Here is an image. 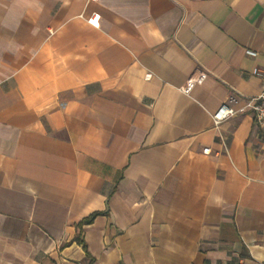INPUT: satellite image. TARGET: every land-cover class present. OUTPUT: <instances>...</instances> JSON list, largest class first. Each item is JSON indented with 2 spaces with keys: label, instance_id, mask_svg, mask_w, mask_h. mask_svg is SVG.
<instances>
[{
  "label": "crops",
  "instance_id": "0c3cea01",
  "mask_svg": "<svg viewBox=\"0 0 264 264\" xmlns=\"http://www.w3.org/2000/svg\"><path fill=\"white\" fill-rule=\"evenodd\" d=\"M262 67L264 0H0V264H264V133L213 122Z\"/></svg>",
  "mask_w": 264,
  "mask_h": 264
},
{
  "label": "built area",
  "instance_id": "2783aa9c",
  "mask_svg": "<svg viewBox=\"0 0 264 264\" xmlns=\"http://www.w3.org/2000/svg\"><path fill=\"white\" fill-rule=\"evenodd\" d=\"M88 23L95 28H99L103 21V17H99L92 14L90 18L87 19ZM51 33V32H50ZM245 55L253 59H256L257 53L251 49L245 51ZM253 72L256 76L264 78V67L254 68ZM207 77V72L196 67L187 78L185 83L181 86L180 90L183 94L189 95L194 86H198L204 83ZM251 113L254 117V122L256 127L264 133V92L257 97L249 98L244 106L238 108L230 107L226 104L220 106V108L213 114V122L215 126H219L221 122L234 117L235 115H241L245 113ZM211 149L206 147L203 150V154H209Z\"/></svg>",
  "mask_w": 264,
  "mask_h": 264
},
{
  "label": "trees",
  "instance_id": "16d2710c",
  "mask_svg": "<svg viewBox=\"0 0 264 264\" xmlns=\"http://www.w3.org/2000/svg\"><path fill=\"white\" fill-rule=\"evenodd\" d=\"M98 214H99V213H94V214H92L89 218H87V219L81 221V223L78 224V226H77L78 229L80 230V229L82 228L83 225H86V224H92V222H93L92 220H93ZM78 242H79L80 244L83 245V248H84V250H85L86 253H87V258L89 259V264H93L94 259H92V257L89 255L88 251L86 250V246H85L84 242L81 241L80 239H77V243H78Z\"/></svg>",
  "mask_w": 264,
  "mask_h": 264
}]
</instances>
